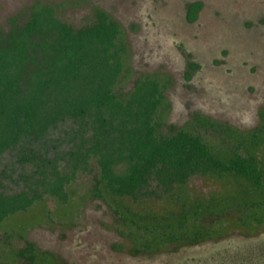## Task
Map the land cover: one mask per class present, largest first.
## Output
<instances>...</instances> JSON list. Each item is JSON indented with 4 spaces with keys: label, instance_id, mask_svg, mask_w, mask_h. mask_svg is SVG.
Instances as JSON below:
<instances>
[{
    "label": "trees",
    "instance_id": "16d2710c",
    "mask_svg": "<svg viewBox=\"0 0 264 264\" xmlns=\"http://www.w3.org/2000/svg\"><path fill=\"white\" fill-rule=\"evenodd\" d=\"M203 7L189 4L187 21ZM28 14L0 30V224L46 197L69 204L70 186L89 173L94 197H110L120 221L131 224L133 256L217 239L230 214L244 227L263 225L264 109L249 132L194 114L188 126L219 132L229 144L222 150L193 128L171 125L164 134L167 81L144 76L130 92L119 90L131 73L129 50L110 14L96 9L94 21L80 28L40 1ZM197 177L220 182L223 192L196 197L189 185ZM129 202L145 207L136 211ZM28 244L19 264H57Z\"/></svg>",
    "mask_w": 264,
    "mask_h": 264
},
{
    "label": "rangeland",
    "instance_id": "374dc122",
    "mask_svg": "<svg viewBox=\"0 0 264 264\" xmlns=\"http://www.w3.org/2000/svg\"><path fill=\"white\" fill-rule=\"evenodd\" d=\"M37 1L56 7L61 20L76 28L91 24L96 9L119 22L131 70L119 90L130 92L144 76L163 77L168 88L162 133L170 134L171 125L193 128L188 123L196 113L241 132L260 125L264 0H0V30H9L11 17L21 14L22 20L27 19L28 8ZM195 2L204 7L190 23L187 6ZM191 65L198 67L192 71ZM189 72L192 75L187 79ZM195 132L205 133L221 150L229 145L217 131ZM258 155L264 158V146ZM94 184L93 174H80L70 186L69 204L46 197L28 212L1 223L0 263H25L20 252L32 243L52 255L38 254L39 259L48 263L55 259L57 264H264V222L250 229L237 224L233 214L217 239L178 251L169 246L152 255L133 256L131 224L120 221L118 204L110 197H94ZM189 189L203 198L224 190L220 182L202 177L195 178ZM130 203L136 211L145 207ZM168 208H172L169 203ZM117 244L124 250H115Z\"/></svg>",
    "mask_w": 264,
    "mask_h": 264
}]
</instances>
